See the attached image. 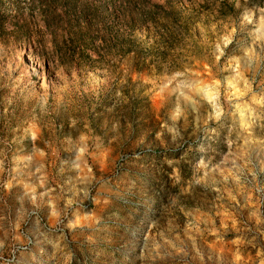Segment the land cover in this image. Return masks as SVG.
<instances>
[{"label": "rangeland", "instance_id": "rangeland-1", "mask_svg": "<svg viewBox=\"0 0 264 264\" xmlns=\"http://www.w3.org/2000/svg\"><path fill=\"white\" fill-rule=\"evenodd\" d=\"M42 1L0 0V264H264V0Z\"/></svg>", "mask_w": 264, "mask_h": 264}, {"label": "trees", "instance_id": "trees-1", "mask_svg": "<svg viewBox=\"0 0 264 264\" xmlns=\"http://www.w3.org/2000/svg\"><path fill=\"white\" fill-rule=\"evenodd\" d=\"M127 2H129L130 0H126ZM41 5V9H42V14L43 17L46 21V24L48 23L49 20V16H51L50 13H52V11L50 10H58L59 8H70L71 6L76 5V1L75 0H43ZM77 7V5H76ZM142 11L141 14L139 13L138 15V20L136 19H131L130 21L132 23H135L136 21H141L143 23H152L154 20H156V16L158 15V10L161 9V6L158 4H151L149 1L145 2L144 4H142ZM82 15L85 17L87 8L80 7L79 8ZM83 17V18H84ZM132 51V50H129ZM133 57L135 59L139 58V53L136 52L135 50L132 52Z\"/></svg>", "mask_w": 264, "mask_h": 264}]
</instances>
